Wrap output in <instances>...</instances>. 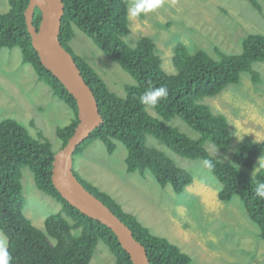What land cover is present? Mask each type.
<instances>
[{
  "label": "trees",
  "instance_id": "16d2710c",
  "mask_svg": "<svg viewBox=\"0 0 264 264\" xmlns=\"http://www.w3.org/2000/svg\"><path fill=\"white\" fill-rule=\"evenodd\" d=\"M29 1L8 0L9 11L0 14V51L19 48L23 63L31 65L39 81L46 83L53 95L72 109L74 118L71 123L57 129L56 133L63 148L79 123L78 109L73 96L41 64L32 46L25 21ZM247 1L264 18L260 1ZM131 2L63 0L65 12L59 40L74 56L103 118L99 128L77 149L74 162L98 140L112 155L116 150L114 141H118L127 149L128 173H139L144 177L150 171L162 188L171 185L177 194H182L192 184V175L178 167L163 151L148 146V137L160 141L180 157L201 161L208 159L213 164L211 173L223 186L219 200L229 203L238 197L250 220L258 225L260 237L264 240V200L255 196L257 182H264V166L253 173L256 161L264 157V142L247 140L234 155L233 164L215 159L205 148L206 141L210 140L225 150L233 136L227 118L215 114L204 103L205 99L215 98L229 87L239 85L243 73L250 74L254 84L261 83V75L253 69V64L264 62V35H247L239 54L216 50L217 58L204 49L190 53L187 46L180 43L174 48L175 73L169 74L163 70L162 58L151 38L141 37L133 48L125 41L131 34L128 15ZM33 23L38 29L41 23L38 9ZM75 28L92 39L108 59L119 63L137 82V85L126 88L124 98L112 92L98 73L73 53L70 45ZM160 86L168 89L166 99L154 108L140 103L141 95L150 88ZM148 109L155 111L163 121L149 115ZM174 117H179L200 137L192 139L169 126L167 123ZM55 154L48 140L42 136L35 139L16 120L4 119L0 122V231L8 239L11 264H90L100 242L114 256L115 264H132L130 256L107 226L83 215L56 190L51 174ZM24 167L33 173L37 188L63 206V212L46 219V233L36 228L24 214L21 183ZM74 175L130 228L134 238L146 249L150 264H192V258L177 245L152 234L134 214L125 212L112 196L83 181L75 168Z\"/></svg>",
  "mask_w": 264,
  "mask_h": 264
},
{
  "label": "rangeland",
  "instance_id": "374dc122",
  "mask_svg": "<svg viewBox=\"0 0 264 264\" xmlns=\"http://www.w3.org/2000/svg\"><path fill=\"white\" fill-rule=\"evenodd\" d=\"M259 1L264 8V0ZM8 11V0H0V14ZM129 22L127 44L133 48L141 37L151 38L162 58V68L169 74L175 73L174 48L180 43L190 53L204 49L217 58L216 50L239 54L247 35H264V18L247 0H163L152 13L136 19L129 17ZM73 33V53L90 65L112 92L124 98L126 88L137 82L119 63L108 59L92 39L77 28ZM253 69L260 73L261 83L254 84L250 74L243 73L239 85L204 101L215 114L227 118L233 136L225 150L206 141L205 148L219 161L233 164L234 155L247 140L264 142V62L254 63ZM148 113L163 121L155 111L148 109ZM73 118L72 109L39 81L31 65L23 63L19 48L0 51V122L16 120L35 139L42 136L48 140L57 153L63 146L57 129L68 126ZM167 124L192 139L200 137L179 117ZM114 143L112 155L98 140L75 158L74 168L83 181L112 196L152 234L177 245L192 258V264H264V240L258 225L250 220L238 197L229 203L219 200L223 186L201 160L180 157L148 137V146L163 151L192 175V184L177 194L171 185L162 188L150 171L144 177L128 173L127 149L118 141ZM263 166L264 157L256 161L253 173ZM21 172L24 214L46 233V219L63 212V206L37 188L28 167ZM0 236L6 237L1 231ZM90 264H115V258L100 242Z\"/></svg>",
  "mask_w": 264,
  "mask_h": 264
},
{
  "label": "water",
  "instance_id": "95a60500",
  "mask_svg": "<svg viewBox=\"0 0 264 264\" xmlns=\"http://www.w3.org/2000/svg\"><path fill=\"white\" fill-rule=\"evenodd\" d=\"M41 13L37 29L33 20L36 10ZM65 12L63 0H30L25 11L27 32L41 64L62 83L73 96L78 109V125L67 144L55 154L52 182L56 190L71 206L83 215L107 226L130 256L132 264H150L147 251L133 236L132 231L112 211L90 193L74 175V155L80 145L103 122L98 103L85 82L74 56L59 40Z\"/></svg>",
  "mask_w": 264,
  "mask_h": 264
},
{
  "label": "clouds",
  "instance_id": "9594fccd",
  "mask_svg": "<svg viewBox=\"0 0 264 264\" xmlns=\"http://www.w3.org/2000/svg\"><path fill=\"white\" fill-rule=\"evenodd\" d=\"M163 4V0H132L129 5L128 15L131 19H136L141 15H147L158 9ZM168 96V89L164 86L150 88L140 96V103L149 108L156 107L162 100ZM202 164L211 170L213 164L205 159ZM255 196L264 200V182H257ZM11 255L8 251L7 238L0 236V264H11Z\"/></svg>",
  "mask_w": 264,
  "mask_h": 264
}]
</instances>
